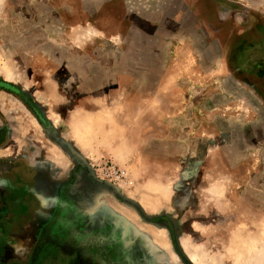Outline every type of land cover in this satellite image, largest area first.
Instances as JSON below:
<instances>
[{"label":"rangeland","instance_id":"rangeland-1","mask_svg":"<svg viewBox=\"0 0 264 264\" xmlns=\"http://www.w3.org/2000/svg\"><path fill=\"white\" fill-rule=\"evenodd\" d=\"M35 178L86 189L104 235L44 242L47 219L10 249ZM79 244L97 264H264V0H0V264Z\"/></svg>","mask_w":264,"mask_h":264},{"label":"flooded vegetation","instance_id":"flooded-vegetation-1","mask_svg":"<svg viewBox=\"0 0 264 264\" xmlns=\"http://www.w3.org/2000/svg\"><path fill=\"white\" fill-rule=\"evenodd\" d=\"M57 191V197L55 199L54 203V209L51 211L48 219L49 222L46 224V229H44V234L42 236L46 237L44 242L48 239H50L48 236L50 235H56V242H61L60 244L63 245L68 240H70L72 237L74 240L82 237L81 235H84V239L86 240H94L97 238V236L104 235V232L98 233L97 230L93 229L90 232L87 230L89 228H86L82 221L80 220V212L78 211V207L80 206V203L85 202L83 199V196L85 195L88 199L91 198L86 192V189H82L83 191L77 190V189H55ZM69 218L73 219V223L70 222ZM80 220V227H78L76 222L79 223ZM51 228H54L55 232L51 230ZM106 232V231H105ZM99 234V235H97ZM80 236V237H79ZM83 238V237H82ZM83 240V239H81ZM58 246V244H57ZM56 246V247H57ZM61 253V254H60ZM58 255H56L54 252L52 254L49 253V258L51 259H45L41 263L37 260V256H33L32 259H30L29 264H66L65 259L63 256V253L60 252ZM56 255V256H53ZM59 256V257H58ZM83 258V257H82ZM80 259V264H88V262H84ZM95 264L97 262L95 261ZM104 264V263H103Z\"/></svg>","mask_w":264,"mask_h":264},{"label":"crops","instance_id":"crops-1","mask_svg":"<svg viewBox=\"0 0 264 264\" xmlns=\"http://www.w3.org/2000/svg\"><path fill=\"white\" fill-rule=\"evenodd\" d=\"M21 170V168L19 169ZM18 176L20 177L21 180V172H18ZM22 176H24V174L22 173ZM40 183L37 181V178H35V180H33L30 183V186H25L19 189H16L14 191V201L12 204V208L15 210H18L19 212H23L26 210H37L38 213H41L39 215L38 218H35L34 220L30 221L28 223L29 229L31 227L34 228L33 232H29L28 234H23V237L21 234L22 233H18L16 235H14L13 237V243L12 246L10 247V249L12 250H16L17 244H21V242H28V245H30V243L33 242V240L31 239L33 236H36L38 234V229L39 227L46 222L45 220L48 219L51 211L54 209V203H55V198L54 197L57 194V191L54 189H39L40 187ZM39 204H36V203ZM37 205H39V207H37ZM95 204H93V207L90 208L88 207L86 210H90L91 212L89 213L91 216H100L99 219L103 218L104 220H108L109 218L106 217L105 212L101 211L99 208L94 206ZM78 211L80 212V206L78 207ZM31 215V214H30ZM94 216V217H95ZM106 222V221H105ZM99 225V223H96ZM78 227H80V220H79V224H76ZM37 231V233L35 234V232ZM80 237V236H79ZM49 242L52 241H57L56 239H54L53 237H50V239H48ZM76 241L80 242V238L76 239ZM16 245V246H15ZM54 245V244H52ZM76 249L78 250L79 254H80V244L76 246ZM16 257V256H15Z\"/></svg>","mask_w":264,"mask_h":264},{"label":"water","instance_id":"water-1","mask_svg":"<svg viewBox=\"0 0 264 264\" xmlns=\"http://www.w3.org/2000/svg\"><path fill=\"white\" fill-rule=\"evenodd\" d=\"M95 241H98V240H95ZM99 242V241H98ZM97 242V243H98ZM95 243L96 242H93L91 245H87L86 246V248H85V246H84V248L86 249V251L87 252H93L92 253V256L93 257H96V255H97V253H98V251L100 252V250H99V246H96L95 245ZM64 248H62V249H58L59 251H58V253L61 251L62 253H63V256H64V259H65V263L66 264H80V254L78 253V254H76L75 256H73V255H68L67 253H66V251H64L63 250ZM61 254V253H60ZM84 256V255H83ZM116 256V255H115ZM79 259V260H78ZM85 262V261H84ZM111 262V261H110ZM88 264H95V261H91V262H88ZM110 264V263H109Z\"/></svg>","mask_w":264,"mask_h":264},{"label":"bare ground","instance_id":"bare-ground-1","mask_svg":"<svg viewBox=\"0 0 264 264\" xmlns=\"http://www.w3.org/2000/svg\"><path fill=\"white\" fill-rule=\"evenodd\" d=\"M108 202V201H107ZM134 216L132 215V217L131 218H133ZM135 218H137L136 216H135ZM134 221H135V219H134ZM137 221H138V218H137ZM136 222V221H135ZM134 222V223H135ZM139 224V223H138ZM153 241L155 242V244L156 245H160V246H162V247H164V248H167V241H166V239H165V237H164V234L161 232V233H159L158 235H156V236H154L153 237ZM188 255V258H190V261L193 263V264H203V262H202V260L200 261V259H198L195 255H193L192 253H188L187 254ZM174 260H175V258L174 257H172Z\"/></svg>","mask_w":264,"mask_h":264}]
</instances>
